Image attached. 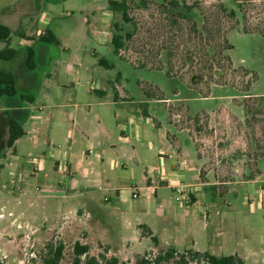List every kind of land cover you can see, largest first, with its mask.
<instances>
[{
    "label": "crops",
    "instance_id": "crops-1",
    "mask_svg": "<svg viewBox=\"0 0 264 264\" xmlns=\"http://www.w3.org/2000/svg\"><path fill=\"white\" fill-rule=\"evenodd\" d=\"M63 1L24 0L16 6L5 1L2 3L0 24L9 27L12 34L10 45L0 44V51L16 49L12 47L13 34L20 41L19 49H16L19 50L18 56L12 61H0V71L13 73L19 92L34 99L30 104L21 103L18 97L0 98L4 104L0 108L3 144L8 139L10 118L18 121L23 129L31 124L33 118H39L38 126L33 125L32 131L26 132L24 129L25 136L41 131L48 138L49 148L43 152L44 170L39 173L33 170V178L37 179L45 198L54 200L52 203L56 204L60 213L68 211V215L64 214V220H69L66 228L69 230L74 224L76 230L79 226L86 236L82 244L90 247L99 245L125 255L128 249H135L136 244L141 247L143 241L153 242L151 237L142 235L140 227L146 226L158 242L157 245L153 242L154 247L148 248V251L207 252L218 258L238 256L245 264H260L256 252L251 255L224 252L226 248L219 240H223L226 235L219 219L222 214L217 202V197L223 193L216 190L219 184L215 183L211 175L205 176L203 162L197 153V164L185 159L188 150H194L192 143L185 141L182 144L176 140L173 144L170 136L174 135L168 131L166 140L172 149L171 153L160 149L156 158H147L140 157L136 148L133 151L130 148L132 140H141L138 120L152 121L157 129H161V124L153 117L159 111L156 104L181 101H159L142 96L134 107V100L121 95L118 88L121 72H118L115 81L97 77L100 67L116 70L125 62L116 56L112 44L113 18L120 13L113 12L109 3L116 0H109L107 7L101 6L87 14L86 22L91 26L90 38L99 45H110L117 63L109 62L96 51L92 52L93 59L84 56L80 60L77 58L78 63H74L71 49L65 47L76 37L74 18L71 20L68 12L57 10ZM47 29L52 33L55 43L38 41L39 35ZM28 48H35L36 67L33 70L27 66ZM82 48L83 45L80 50ZM100 61L113 68L102 66ZM46 81H49L48 88H52L46 98L48 105L34 112L33 105ZM84 86L89 93L85 99L80 95ZM107 87L114 92L112 101L108 100ZM112 105L123 107V112L110 115L107 107ZM122 114L126 115L124 122L120 119ZM23 137L15 143V155L16 144ZM34 140L35 145L41 146V138ZM155 150L150 144L148 152L153 154ZM130 159H135V168H131ZM140 168L144 176L142 186L138 188L133 185ZM222 184L228 186L230 182ZM179 188L187 191L185 196L190 199V203L176 201ZM209 188L211 197L207 195ZM136 193L138 198L135 199ZM207 198L209 204L206 203ZM134 214H142L143 217L135 220L132 218ZM114 218L120 223L113 221ZM64 227L63 224L60 230Z\"/></svg>",
    "mask_w": 264,
    "mask_h": 264
},
{
    "label": "rangeland",
    "instance_id": "rangeland-1",
    "mask_svg": "<svg viewBox=\"0 0 264 264\" xmlns=\"http://www.w3.org/2000/svg\"><path fill=\"white\" fill-rule=\"evenodd\" d=\"M3 1L16 6L24 0H0V10ZM94 1L65 0L59 4L57 10L68 12L71 20L74 18L73 28L76 32V37L71 39L65 47L68 46L71 49L74 63H78L77 58L80 60L84 56L89 57L90 60L93 59V51L98 52L109 62L117 63L110 45H99L89 36L91 26L86 22V15L101 6L107 7L109 0ZM186 1H189L187 3L190 5L198 4L199 9L189 13V16L198 23L199 28L203 25L201 14H210L214 7L220 4H223L228 11H236L239 28L228 35L229 42L234 46L228 54L236 68L244 67L257 74L258 79L248 93L252 96L245 95L248 79L243 72L231 71L229 74L226 72L223 79H220V74L215 72V79L222 80L227 85L214 86L209 99L201 100L203 98L189 87V83L191 84L193 80L190 65L193 61L195 63L192 57L186 58L187 67L182 72L179 68L182 67L183 60L180 57L174 60L175 70L183 76L184 80L168 77L170 54L161 51V47L166 45L167 39L169 40L170 34L167 32H170L172 25L169 24L167 10L154 1H149L146 8L140 6V0L130 2V15L136 26L124 23L121 14L116 15L113 22L121 25L123 35L137 29L136 37L128 43V50L123 54V57H126L125 60L129 58L132 63L141 61L140 63L145 64H149V60L155 61L154 64L161 63L163 70L133 67L131 63L127 64L124 60L125 62H120L121 66L116 70L100 67L97 77L115 81L118 72H121L122 78L118 88L121 95L129 96L134 100L136 103L134 107L138 105L142 96L149 98V94H154L158 90L166 99L181 101L156 104L159 111L153 114V117L155 116L157 123L161 124V129H157L152 121L138 120L141 140L139 142L132 140L130 148L132 151L136 148L140 157L147 158L151 156L156 158L155 155L160 149L171 153L172 149L166 140L168 131L176 136L175 141L182 144H185V141L192 143L194 150H188V155L184 156L185 159L189 163L197 164L198 156L203 162L202 170L205 176L211 175L215 183L219 184L216 190L223 193L217 197V202L222 214L219 219L225 228L226 235L223 240H219V243L226 248L224 252H245L246 255L256 252L259 255L260 264H264V208L253 207L248 202V199H255L264 189V157L260 159L256 157L258 153L264 151V36L255 33L257 29L264 32V0H240V4L236 3L237 0ZM179 11L186 13L184 8ZM221 21L220 26L223 27H231L234 23L226 17H222ZM185 24L183 22L181 26ZM246 28L254 33H246ZM19 41V37L13 34L12 47L19 49ZM176 43L178 45L179 40ZM82 45L83 48L80 50ZM179 51L186 50L181 47ZM152 62L149 67H153ZM200 80L202 79L198 77L195 81ZM48 83L49 81L45 82L39 98L33 105L34 112H38L37 108L48 105L46 98L52 90L48 88ZM199 87L200 89L204 87V91L206 90L204 85ZM107 94L108 100L112 101L113 90L107 87ZM80 95L85 99L89 95L88 88L82 87ZM185 100L190 102L194 110L201 111L193 115L195 112L191 111ZM2 107L4 104L0 100V108ZM107 109L110 115L123 112V107L117 105ZM197 115L198 118H195ZM125 118L126 115L123 114L120 117L122 122ZM30 123L24 127L26 132L32 131L33 125L38 126L39 118H33ZM1 137L0 133V264H43L48 253V246L60 242L65 245L64 259L61 264H73L74 243L85 241L86 236L78 228L79 226L76 230L74 224H71L69 230L66 228L69 220H64V214L68 215V211L64 210L60 213L59 209H56V204L52 203L54 200L45 198L43 191H40L41 187L37 179L33 178L30 157L44 156L43 152L49 148L47 134L39 131L35 135L24 136L21 142L16 144V155L13 149L5 147ZM38 138H41V146L34 144V139ZM150 144L156 149L153 154L148 152ZM129 164L131 168H135V159H130ZM257 169L259 173L255 180L247 181L249 175L256 173ZM141 170L140 168L137 172L133 185L138 188L142 186L144 176ZM223 182H230V184L223 185ZM134 189L135 187L132 190ZM207 195L209 197L212 195L210 188ZM208 199H206L207 204H209ZM197 207L200 206L197 205ZM142 217V214H134L132 218L137 220ZM112 220L119 222L116 218ZM63 224L65 227L60 230ZM136 246L135 249H128L125 255H121L95 245L91 247L89 255L97 258L100 264H108L114 259H118L119 264H136L138 256L150 254L151 258H155L161 252H166L148 251V248L154 247L150 240L143 241L141 247L139 244ZM178 257L168 264H177ZM248 262H251L250 259ZM189 264L198 263L190 262Z\"/></svg>",
    "mask_w": 264,
    "mask_h": 264
},
{
    "label": "trees",
    "instance_id": "trees-1",
    "mask_svg": "<svg viewBox=\"0 0 264 264\" xmlns=\"http://www.w3.org/2000/svg\"><path fill=\"white\" fill-rule=\"evenodd\" d=\"M131 1L133 0L110 1L109 6L113 12H117L122 15L124 23L136 26L134 19L130 15ZM149 1H154L160 4L164 10H167L169 24L172 25L170 32H167L170 34L169 40L167 39L166 45L161 47V51H166L170 54V65L167 71L168 77L180 78L184 80L183 76H181L179 72H176L174 60L178 57L183 60V65H181L183 68H179V71L182 72L187 67L186 58L192 57L195 59V63L193 61L190 65V71L191 75H193V80L191 81V84L189 83V87L194 90L200 96V98H209L214 86L227 85V83L222 82V80L218 81L215 79V72H218L220 74V79H223L224 74L226 72L229 74L231 71L243 72L245 78L248 79L246 81L245 92L247 93L245 95L252 96L248 93L250 92L253 84L256 83L258 79L257 74L244 67L236 68L234 66V62L228 54V52L234 49V46L228 40V35L230 32L239 28L237 13L235 10L228 11L223 4H220L217 7H214L210 14H201L203 25L202 28H199L198 23L189 16V13L197 11L198 4L194 3L190 5L185 0H140V6L146 8ZM239 2L240 0L236 1L237 4H240ZM182 8L186 10V13L179 11ZM239 8H242V6H239ZM222 17L233 20V25L231 27L220 26ZM182 21L187 24V27L186 24L185 26H181L183 23ZM113 30L114 36L112 38V44L115 49V54L122 60H125L126 57H123V54L126 50H128V43L136 37L137 29L123 35V28L118 23H115L113 25ZM245 32L254 33L249 32L248 28L245 29ZM255 33H259L264 36V32L259 31L258 29ZM11 34L12 32L9 27L0 24V44L5 43L10 45ZM177 40L180 42L178 45L176 43ZM38 41L46 44L55 43L53 40V35L48 29L44 31V34L38 37ZM181 47L185 48L186 51H179ZM26 51L27 66L30 70H33L36 67L35 48H28ZM18 54L19 50L6 48L0 51V61H12L18 56ZM125 61L131 63L133 67L137 68H144L148 70L156 68L163 70L161 63L154 64L155 61L152 62L149 60L150 63L152 62L154 64L153 67H149V62V64L140 63L141 61H135L132 63L129 58H127ZM100 64L108 69L113 68V66L105 63L104 61H100ZM155 65L159 66L156 67ZM198 77L202 80L195 81L198 79ZM199 85H204L206 90L204 91V87L200 89ZM149 96V98L159 101L166 100L160 90L154 94H149ZM16 97L20 99L21 103L27 102L32 104L34 102L33 98L26 97L19 92L16 77L13 73L0 71V98L12 99ZM187 104L191 111L195 112L193 115H196L198 114L197 112L201 111L194 110L189 102H187ZM195 118H198V115ZM8 132V139L4 145L8 149H13L15 143L25 136V132L22 128V125L13 118H10L8 122ZM170 138L174 144L175 136H170ZM256 157L257 159L263 158L264 151L258 153ZM258 173L259 170L257 169L256 173L249 175L247 181L254 180ZM140 230L143 236L151 237L153 242L157 245V239L153 237V234L148 227L141 226ZM90 249L91 247L89 245L82 244L79 241L75 242L73 247V264H100L97 258L90 257ZM64 254L65 245L63 243L60 242L58 244H50L48 246V253L43 261V264H61L62 260L64 259ZM177 257L179 258L177 264H189L190 262H196L198 264H245L244 261L238 256H226L218 258L207 252L199 253L194 251H185L184 253L180 254L176 250L161 252L155 258H151L150 254L138 256L136 264H168L172 260L177 259ZM108 264H119V260L114 259Z\"/></svg>",
    "mask_w": 264,
    "mask_h": 264
},
{
    "label": "built area",
    "instance_id": "built-area-1",
    "mask_svg": "<svg viewBox=\"0 0 264 264\" xmlns=\"http://www.w3.org/2000/svg\"><path fill=\"white\" fill-rule=\"evenodd\" d=\"M44 33H41L40 35H42ZM39 35V36H40ZM30 163L33 167V170L35 171V173H39L41 171L44 170L43 166H44V163H45V157L44 156H32L30 158ZM177 192H178V197L176 199V201L178 203H190V199L185 196L186 192L184 189L182 188H179L177 189ZM134 198H138V194H134ZM248 202L254 207V206H260V207H263L264 208V190L260 191L258 194H257V197L254 199V198H250L248 199Z\"/></svg>",
    "mask_w": 264,
    "mask_h": 264
}]
</instances>
